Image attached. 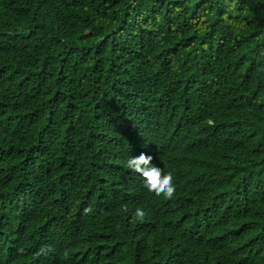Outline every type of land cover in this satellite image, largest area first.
I'll use <instances>...</instances> for the list:
<instances>
[{
	"label": "trees",
	"instance_id": "trees-1",
	"mask_svg": "<svg viewBox=\"0 0 264 264\" xmlns=\"http://www.w3.org/2000/svg\"><path fill=\"white\" fill-rule=\"evenodd\" d=\"M0 264H264V0H0Z\"/></svg>",
	"mask_w": 264,
	"mask_h": 264
},
{
	"label": "clouds",
	"instance_id": "clouds-1",
	"mask_svg": "<svg viewBox=\"0 0 264 264\" xmlns=\"http://www.w3.org/2000/svg\"><path fill=\"white\" fill-rule=\"evenodd\" d=\"M152 161V155L142 152L138 156L129 157L126 167L139 175L142 181V187L146 189L147 192L154 194L156 197L172 199L176 193L173 174L171 172L165 173L160 167L154 165ZM91 210V207H89L84 211L87 214ZM146 215L147 213L145 210L138 207L133 215V220L143 221ZM45 247L51 251L50 246H44L41 248V252H44ZM20 251L22 252L23 249Z\"/></svg>",
	"mask_w": 264,
	"mask_h": 264
}]
</instances>
